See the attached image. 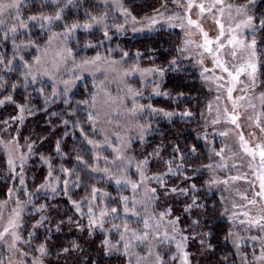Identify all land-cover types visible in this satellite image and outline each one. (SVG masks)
Here are the masks:
<instances>
[{"label": "rangeland", "instance_id": "obj_1", "mask_svg": "<svg viewBox=\"0 0 264 264\" xmlns=\"http://www.w3.org/2000/svg\"><path fill=\"white\" fill-rule=\"evenodd\" d=\"M28 1L31 0H23L21 8ZM37 1L44 5L56 7L62 0L58 4H53L51 0ZM259 1L255 0L253 4L248 5V15L253 16V7ZM128 2L129 0H119L118 3L114 0H106V2L100 0L98 2L101 11L97 17L103 16L104 20L100 24H93L88 30L98 29L103 33L101 40L107 42L108 52H105V47L101 46V48H104L102 51L96 53L94 57L86 59L90 61L99 55L100 59L96 60L95 63L84 65L85 60L79 61L73 55L70 58L67 57L64 48L70 49L67 45L68 40L74 34L67 40L66 45L62 36H57L52 39L51 43H48L53 33H62L50 31L49 34L51 35L46 45L37 54L40 63H35L34 72L36 78H44L56 92L61 93L64 97H70L80 85L89 81L92 93L89 97L88 116L91 114L94 117V120L90 121V128L95 135L93 141L99 145L94 147L88 143L91 151L94 152V168L97 169V171H93L91 167L89 172L93 176L101 178L115 194L110 195L107 193L105 196L103 193L106 192L98 191L97 200L92 201V187L84 188L80 184V190L75 191L76 184L79 187L76 172L65 173L62 179L53 174L49 178L48 175L42 183H37L35 187L33 185L34 179L32 183L34 188L27 189L25 183L30 184L27 175L30 153L22 150L16 142H3L0 140V152L3 153L6 166L13 176L11 181H14L13 187L7 193L6 200L0 201V232H3L5 227L9 228V232L5 233L3 241H0V261H3V264H20V261L23 260L24 264H32L33 259L40 258L42 264H44V257L41 258L40 253L31 246L33 239L29 235L30 231L25 236L21 232L23 218L37 221L41 214L44 216L47 214L46 208L48 205L42 201L45 197L48 199H64L66 202L64 207L67 209L63 216L65 218L64 222L71 225H77V222H79L85 226L86 231H88L87 214L90 202L96 215L101 210H106L109 213V216L105 217L107 222L104 225L107 231L96 230L94 232L104 233L114 243L119 241L120 237L113 225H121V231L125 223L128 224L130 229H135L139 233L147 231L149 240L144 243L133 244L128 256L122 254L124 249L121 248L118 254L124 258L125 264H129V261H131V264H137L138 258L141 257L143 259L139 260V264H157V255L163 258L165 264L164 252L167 251L170 255H178L175 243L180 237L176 236L175 240L166 239V234L167 236L174 235L171 231V225L167 224V219L174 218L177 215L169 206L168 196L163 194L164 188L155 179H146L145 183L141 184L134 193L130 184L122 182L118 185L116 183V179H123L125 176L131 181H140V175L136 169V161L140 159L134 152V145H142L149 138L152 131L156 129V124L159 121H161L159 123L164 122V124H167L174 122V120L180 121L179 119H193L192 117L181 118L179 115L168 119L162 114L152 113L148 110L136 113L131 111L134 105H142L147 108V105H152L154 99H167L163 95L153 94V89L157 83L160 85V91L165 92L161 86L167 72L163 77L158 74L142 76L139 70L151 68L152 66L141 67L130 64L126 57H122V54L119 53L120 48L117 44L111 41L115 37L128 39V37H141L145 34L152 35L163 31L172 35H179L181 58L194 67L198 80L207 93L205 109L200 117L203 132L197 138L205 155L202 158L204 161L197 169L198 176L196 179L200 177V189L205 190L203 195L212 194L220 204L221 217L228 225L226 237H228L230 231L233 233L231 237L227 238V241L240 264H245V261H247V264H264V260L257 259L264 254V229L259 226L250 227L248 223L254 220H260L261 223H264V199L257 195L260 192V178L264 177V163H262L258 154L261 148H257V145L264 146V131H261V128H264V80L259 77L260 58L257 46V56L254 61L257 64V81L255 85H252L247 75V71H250V69H246L245 73L239 75V82H233L226 72L218 66H214V57L218 55L229 71L236 75L238 68L253 62L250 55L251 49L241 46L239 42L243 41L244 45L251 43L255 39L256 30L252 32L243 26L236 27L245 19L244 15L237 12V7L247 4V0H222L221 4H217L215 0H175V2L174 0H158V6L148 10L150 13L141 16V19H138L131 12L132 8ZM131 2L135 9L139 10L144 6L146 0H131ZM189 3L193 5L191 9L188 8ZM200 4L205 7L203 13L200 12L198 7ZM209 8H211V11H208ZM124 9H127L131 16H125L123 14ZM157 10L159 11L157 12ZM11 12L14 17L15 10L13 9ZM153 16L157 22L150 25L149 20L146 18ZM133 17H135V22ZM0 18L5 21V27L8 31L13 26L14 19H9L7 13ZM188 19L196 21L200 28L208 33V38L213 41L210 46L213 49L212 54L200 47V45H204L205 38L200 28L188 24ZM217 21H219V24ZM32 22L37 23V21H27L28 24ZM118 24H123L125 30L118 32L115 27ZM105 25H107V28H105ZM220 25H223V36H220ZM134 28L137 30L133 31ZM105 31L108 32V37L104 36ZM217 37L220 38L219 43L224 45L219 53L216 51ZM233 37L236 38L235 42L229 44V40ZM233 51L237 53L235 58L231 55ZM200 61H203V63H200ZM205 68L210 71L204 72ZM202 72L203 75H201ZM66 81L67 83H65ZM233 84L235 90L232 92V99L230 100L227 88L233 86ZM129 88L140 92V95L134 96L129 93ZM241 89L246 90L241 91ZM240 97H243V99H240ZM233 101L235 102V108L233 107ZM154 108L174 111L165 108ZM180 110L183 112L181 106ZM232 115L239 117L237 120L239 127L231 122L230 117ZM217 119L219 122L213 123ZM141 125L149 127V134L145 136L143 141L139 138ZM221 133H227V135H221ZM241 133L247 147L251 150L250 152H245L241 147ZM129 143L130 147H128ZM221 149H223L221 155H216ZM116 150L123 152L125 157H131V164L127 160L116 159L118 155ZM21 156L26 157L23 165L21 164ZM9 159L13 161L11 167L8 163ZM161 159L162 162L157 163V165L160 163L162 165L163 169L160 172L154 173L151 171L152 166L150 164L147 166L146 176L148 178L161 176L168 171L169 165L165 163L164 158L161 157ZM209 165L211 167H208ZM105 169H108V172H105ZM122 169H124L123 172ZM184 169L185 167L177 169L175 175L163 176L167 188L171 189L177 186L184 188V186L186 187L185 184H190L188 179H185L186 176H190L180 173ZM21 176L24 180L23 185L20 184ZM232 177H238V179L233 180ZM64 180L69 181L67 196L65 195ZM46 181L47 186L41 188L40 186L45 184ZM145 186L147 188H157L158 199L148 201L146 198L149 193L146 191ZM53 188H56V192L52 191ZM198 189L199 187H195L191 191ZM124 196L129 197L128 203L130 206L133 200L138 201L135 209H131L127 214L124 212V204L121 200V197ZM183 196L178 194L179 200H177L180 201ZM108 199H112L113 202H117L121 206L118 214H111ZM188 200H190L188 203L190 204L192 197ZM72 201L82 203L83 219L76 212ZM251 201H255V203H251ZM186 204L187 202L184 205L186 206ZM145 205H147V211L144 210ZM41 206H44V210L37 211ZM166 209H171V216L166 217L165 221L152 218H158V214ZM132 211L138 212V215H133ZM16 212L19 213L18 218ZM245 213L247 215H244ZM69 217H71L72 223L68 222ZM10 219L15 220L20 227L10 226ZM145 219L149 221L148 229L144 228L143 221ZM241 220L245 223H240ZM158 222L160 223L159 228L156 227ZM179 227L183 230L184 235H190L184 227L180 225ZM12 232H17L22 237V241L17 242V249L26 252L27 256L21 257L20 251L9 247L12 241ZM157 234L160 237L159 240L154 238ZM126 236L131 238V232L127 233ZM252 237H257V239L253 240ZM237 242L239 247L236 246ZM150 250L151 254H149ZM186 251L190 253L191 264H198L199 257L191 250L189 242ZM170 257L167 256L168 264H180L179 259L173 261Z\"/></svg>", "mask_w": 264, "mask_h": 264}, {"label": "trees", "instance_id": "obj_2", "mask_svg": "<svg viewBox=\"0 0 264 264\" xmlns=\"http://www.w3.org/2000/svg\"><path fill=\"white\" fill-rule=\"evenodd\" d=\"M99 1L73 0V3L67 4V1L62 0L56 7H53L37 0H31L20 9V15L24 21H29L28 18L34 15H54L59 9H63L62 19L44 27H41L40 22L36 24L32 22L26 28L17 29L19 31L15 34L8 32L7 27L0 30V58L6 62L12 61L11 70L6 63L0 65V100L4 101L0 104V140L16 142L22 150L30 153L29 169H27L30 184L25 183L27 189H33L37 183H42L49 171L62 179L65 174L63 170L67 169V173L76 172L78 174L80 182L79 187L76 184L75 191H79L80 184H82L84 188L95 187L99 192L115 194L101 178L89 172V168H93L95 163L94 152L91 151L85 139V135L88 139H95L88 119L89 97L92 93L89 81L80 85L70 97H64L56 92L44 78L38 77L33 82L31 76L26 80L22 74L27 71L23 68L25 63L32 65V72H35L37 54L46 45L51 35L50 31L63 32L65 22L68 24L77 22L83 25L90 20L88 13L98 16L101 11ZM157 3L158 0H146L144 6L137 10L131 0L128 2L132 8L131 12L138 19L149 14L148 10L157 7ZM253 17L257 26L260 19H264V0H260L253 7ZM5 33H7V38ZM102 36L103 33L98 29L87 31L79 29L68 40L67 45L72 50L73 57L83 61L102 51L104 48L101 46L105 47V52H108L107 42L101 40ZM254 37L260 58L259 77L264 80V28L257 27ZM30 41L36 47H32ZM111 42H115L120 48L119 53L122 57H125L123 55L125 52L128 53L126 60L130 64L165 69L171 67L172 70L166 71L167 75L161 86L165 92L170 94V100L168 98L166 100L154 99L152 105L176 112H181V106L183 111L188 110L193 113V119H179L180 121L174 120L167 124L159 123L161 122L159 121L156 129L142 145H134V152L138 159L143 160L159 147L160 156L150 158L151 171L156 173L163 169L161 163L157 165L162 162L161 157L166 161L174 160L172 166L183 164L185 169L180 173L190 176L188 179L190 184H185L186 187L192 184L199 187L196 191L190 190L189 196L187 198L183 196L180 201H178V194H170L167 197L172 211L180 217L179 225L184 227L190 235L209 233L206 240L207 244L211 245V250H207L206 247L201 248L199 239L189 241L191 250L199 257L198 264H240L226 239L228 225L221 217L220 204L212 194L203 195L205 190L200 189V177L196 179L197 169L201 166V162L204 161L202 158L205 156L197 138L203 132L200 117L205 109L207 93L202 88L194 67L181 58L179 35L159 31L152 35L145 34L141 37H128V39L115 37ZM89 44L93 46L88 47ZM172 60L177 62L176 65H170L169 62ZM13 85L16 87L13 88ZM54 91L55 95H53ZM181 93H183L182 96ZM8 96L12 97L11 101L5 99ZM84 101H87V104ZM18 106H26L23 113L20 112ZM21 115L24 117L22 121L19 119ZM65 120L69 122L67 125L64 124ZM82 129L84 134H82ZM58 140L61 142L59 153L56 151ZM30 144L31 151L29 150ZM176 146H179L181 153L186 154L185 159H181L180 153L173 152L172 149ZM193 146L196 148L195 153L190 151ZM78 156L86 162L87 167L80 163ZM4 160L3 153L0 152V201L6 200L7 193L14 184V181H11L13 176ZM44 160L48 162L45 163ZM193 196L205 208H194L191 213H186L184 204L186 202L188 204L190 202L188 198ZM42 201L48 205L45 215L48 219L45 220L44 226L34 229L32 226L36 221L23 218L21 233L23 236L28 231L33 234L31 235L33 249L39 247L40 244H45L49 254L44 256V264H125L124 258L118 253L104 255V250L100 246L101 241L106 238L104 233L94 232L92 236H89L85 229L80 231L77 225L64 222L63 216L67 210L64 207L66 206L64 199L45 197ZM108 201L110 209L120 210L121 206L117 202H113L112 199ZM193 220H197L198 223L193 224ZM57 225H59V231L56 230ZM73 241L80 245L82 251L58 256L63 248H70ZM164 253L165 264H168L167 256L169 258L171 255L167 251Z\"/></svg>", "mask_w": 264, "mask_h": 264}, {"label": "snow or ice", "instance_id": "obj_3", "mask_svg": "<svg viewBox=\"0 0 264 264\" xmlns=\"http://www.w3.org/2000/svg\"><path fill=\"white\" fill-rule=\"evenodd\" d=\"M51 2L53 4H58L60 2V0H51ZM105 2H106V0H105ZM114 2L118 3L119 0H114ZM174 2H175V0H174ZM215 2L217 4H221L222 0H215ZM254 2H255V0H247V4L237 7V12L245 16V19L240 24H237V26H236L237 28H240L241 26H243L244 28H247V29H249L252 32H255L257 27L264 28V19H260L259 25L257 26L253 22L255 18L252 15H248V5H251ZM22 3H23V0H0V17H3L4 14L7 13L9 19H14L13 26L8 29V32H11L12 34H15L17 32L18 28H26L28 26V23L26 21H24L22 19L21 15H20V8H21ZM71 3H73V0H67V4H71ZM192 6L193 5L191 3L188 4V8L189 9H191ZM198 7H199L201 13H203L205 11V7H204L203 4L198 5ZM13 9L15 10L14 17H13V13L11 12V10H13ZM158 11L159 10H157V12ZM208 11H211V8H209ZM62 12H63V9H59V10L55 11L54 15H43V14L38 15V16L34 15V16H30L28 18V20L29 21L40 22L41 27H44L45 25H51L55 21H60L62 19ZM123 14L125 16H131V13L128 12L127 9L123 10ZM88 16L90 17V20L85 22L83 25H81V24H79L77 22H74V23H71V24H68L67 22H65L64 31L62 33H53L52 37L49 39L48 43H51L53 38H55L57 36H62L64 38V44L66 45L67 44V40L77 30H79L81 28L84 29V30H88V29H90L93 26V24H100L104 20L103 16L97 17V16L92 15L91 13H88ZM146 19L149 20L150 25H154L157 22L154 16L150 17V18H146ZM133 21L135 22V17H133ZM187 22H188V24L190 26L200 28V25L196 21H193L192 19H188ZM217 23L219 24V21H217ZM3 27H5V21L2 18H0V30H2ZM115 27H116V30L118 32H121V31L125 30L123 24H118ZM105 28H107V25H105ZM220 28H221L220 36H223V34H224L223 33V25H220ZM136 30L137 29H135V28L133 29V31H136ZM200 31L203 34L204 38H205L204 45H200V47H203L205 49V51H207L208 53L212 54L213 49L211 47H209V45H211L213 43V41L208 38V33L204 32L202 28H200ZM5 36L7 38V33H5ZM104 36L108 37V32L107 31L104 32ZM219 39L220 38L217 37V40H216V43H217V50L216 51H217V53H219V50L224 47L223 44L219 43ZM235 40H236V38L233 37L232 39L229 40L228 43L232 44V43L235 42ZM29 43H30V45L32 47H36V45L34 43H31V41ZM239 43L241 44V46L246 47L247 49H251L250 55L252 57V61L253 62L248 63L246 66L242 65L240 68H238L236 75H233V73L231 71H229V69L226 67L225 63L222 62L219 59L218 55L216 57H214V66H218L224 72H226L228 74V76H230L232 78L233 82H239V75L245 73L246 69H250V71H247V75H248L249 79L251 80L252 85H255L256 81H257V75H256V73H257V64L254 62L255 59H256V56H257V53H256V40L253 39L251 41V43H249L247 45H244L243 41H240ZM87 46L88 47H92L93 45L89 44ZM64 51L67 53V57L70 58L72 56L71 49H68L67 47H65ZM123 55L126 57V56H128V53L125 52ZM138 55H140V54L138 53ZM231 55L233 56V58H235L237 53L235 51H233L231 53ZM99 59H100V56L98 55L93 60H90V61L89 60H85L83 62V64L84 65L92 64V63H95V61L99 60ZM5 63L7 64L9 70H11L12 61L8 60L6 62L3 58H0V65H4ZM35 63L36 64L40 63L39 57H37ZM169 63H170V65L174 66V65H176L177 62L175 60H172ZM200 63H203V61H200ZM23 68L27 69L26 72L22 73L24 75L25 79L27 80V78L29 76H31L33 82H35L36 76L32 72V65H30L28 63H25V64H23ZM169 70H172L171 67L168 68V69L151 67V68H147V69H140L139 71H140V74L142 76H147V75H150V74H158L160 77H163L165 72L169 71ZM208 71H210V70L207 69V68L204 69V72H208ZM45 74H47V73L45 72ZM126 75H127V73H126ZM201 75H203V72L201 73ZM218 79H220V77H218ZM65 83H67V81ZM15 87H16V85H13V88H15ZM234 90H235L234 84H233V86H230V87L227 88V93H228V97H229L230 100L232 99V92ZM245 90L246 89H241V91H245ZM128 92L133 94L134 96L140 95V92L134 91L131 88L128 89ZM153 94L154 95H163L166 98L170 97V94L168 92H161L160 91L159 83H157L156 87L153 89ZM53 95H55V91L53 92ZM180 95L182 96L183 93H181ZM5 99L8 100V101H11L12 97L8 96ZM240 99H243V97H240ZM3 103H4V101L0 100V104H3ZM84 103L87 104V101H84ZM18 107L20 109V112L23 113L26 106H18ZM233 107L235 108V102L234 101H233ZM145 110H148V111H150L152 113H156V114H162L164 117H166L168 119H171L173 116H177V115H179L181 118H190L193 115V113L191 111H188V110H185L183 112L165 111L164 109L154 108L150 104L147 105V108H145L142 105L141 106H135L134 105V107L131 109V111L133 113L144 112ZM23 118H24L23 115H21L19 117V119L21 121L23 120ZM238 118L239 117L237 115H232L230 117L231 122L233 124H236L237 127H239V125L237 124ZM88 119L90 121H92V120H94V117L91 114H89ZM218 122H219L218 119L213 121V123H218ZM68 123L69 122L67 120L64 121L65 125H67ZM81 131H82V134H84V130L82 129ZM261 131H264V128H261ZM148 134H149V127L146 126V125H141L140 126V130H139V138H140V140L143 141L145 136L148 135ZM221 135H227V133H221ZM85 139H87V142L90 145H93L94 147H98L99 146L95 141H93L91 139H88L86 135H85ZM240 142H241V147L243 148V150L245 152H250L251 151L247 147V144L244 141V136H243L242 133L240 135ZM60 143L61 142L59 140L56 142V151L58 153L60 152ZM130 146L131 145L129 143L128 147H130ZM257 148H261V151L259 152V156H260V159H261L262 163H264V146L257 145ZM29 150L30 151L32 150L31 149V144L29 145ZM172 150L175 153H180L182 160L186 158V154L181 153V150H180L179 146L174 147ZM116 151L118 152V155H117L116 159H118V160H127L128 163L131 164V157H125L124 153L121 152L120 150H116ZM190 151L192 153H195L196 152L195 146H193ZM160 152H161V149L159 147H157L152 153H149L148 156L145 157L143 160H137L136 161V169H137V172L140 175V181L139 182L131 181L130 179H128L125 176L123 179H116V183L118 185L121 184L122 182L125 183V184H130L133 192L135 193L136 190L140 187V185L145 183L146 179H155L160 184V186L162 188H164L163 194L165 196H168L170 194H182L184 196H188L190 190H194L195 189V185L194 184L191 185L190 188H187V187L186 188H181V187L177 186V187H172L171 189H169V188L166 187V181H164V179H163L164 175H169V174L175 175V174H177V169H182L184 167L183 164H177L175 166V168H173L171 165L174 163V160H169V161L165 162V163H167L169 165L168 171L166 173L162 174L161 176H156V177H153V178H148L146 176V169H147V166L149 165L150 158L151 157H159L160 156ZM222 152H223V149H221L220 152H217L216 155L219 156V155H221ZM25 159H26V157L21 156V164L22 165H23V162H24ZM77 159L80 161L81 164H85L86 167L88 166L86 164V162L83 159H81L79 156L77 157ZM44 162L47 163L48 161L44 160ZM8 163H9L10 167L13 165V161L11 159H9ZM208 167H211V166L209 165ZM92 170L93 171H97V169L94 168V167L92 168ZM63 171L66 174L68 172L67 169H64ZM104 171L108 172V169H105ZM121 171L123 172L124 169H122ZM48 175H49V178H51L52 172L49 171ZM185 179H190V177L186 176ZM232 179L235 180V179H238V177H232ZM260 179H261L260 192L257 193V195L260 196L262 199H264V177H261ZM79 182H80L79 181V177H77V183H79ZM68 183H69V181H67V180L63 181V184L65 185V195L66 196L68 195V191H67ZM213 183H215V181H213ZM20 184L21 185L24 184V180H23L22 176H21V179H20ZM46 186H47V181H46L45 184H42L40 187L44 188ZM52 191L56 192V188H53ZM98 191L99 190L97 188H95V187L92 188V193H91V200L92 201H96L97 200ZM146 191L149 193V195L146 198L148 201H152V200L158 199V196H157V191L158 190H157V188H147L146 187ZM103 195L106 196L107 193H103ZM121 200H122V202L124 204V212L126 214L131 209H135V205L138 203V201L133 200L132 201V205L130 206L129 203H128L129 197H127V196L121 197ZM251 203H255V201H251ZM72 204L75 207L76 212L78 214H80L81 218L83 219L84 215L81 212V209H82V206H83L82 203L81 202H77V201H72ZM194 208H201V209L205 208L204 205H201V204H199L197 202V198L195 196L192 197V201H191L190 204H186V206L184 208V212L191 213ZM43 210H44V206H41L39 209H37V211H43ZM144 210L147 211V205H145ZM111 214H113V215L118 214V209L117 208H112L111 209ZM132 214L133 215H138V212L132 211ZM244 215H247V213H245ZM108 216H109V213L106 210H101L99 212V214L96 215L93 212V208L91 207V202H90V206L88 207V214H87L88 235L92 236L94 234V231H96V230H99L101 232L107 231L105 229L104 225L107 222L105 220V217H108ZM170 216H171V209H166L165 211H162V212H160L158 214V218L157 217H152V218L158 219V221H165V218L166 217H170ZM16 217L17 218L19 217V213L18 212H16ZM47 219H48L47 216L42 215L40 217V219L37 220L33 224L32 227L34 229L43 227L44 226V222ZM68 222L72 223L71 217H69ZM179 222H180V217L179 216L167 219V224L171 225V231H172V233L174 235L167 236V234H166V239L175 240L176 236L180 237V239L177 240L176 243H175V247L177 249L178 255L177 254H173V255H171L170 259L173 260V261H176L177 259H179L180 264H191L190 253L188 251H186L187 246H188V242L190 240L199 239V243L201 245V248H205L206 247L207 250H211V245L207 244V240H206V237L209 235V233H202V234H198V235H184L183 234V230L180 229V227H179ZM61 223H63V221H61ZM192 223L193 224H197L198 221L197 220H193ZM240 223L243 224V223H245V221L241 220ZM248 223H249L250 227L251 226H259L261 229H264V223H261L260 220L249 221ZM143 224H144V228L145 229L149 228V221L147 219H145L143 221ZM9 225L12 226V227H16V228L20 227L19 224H16L15 220H11V219L9 220ZM84 227H85L84 225H82L79 222H77L78 230L83 231ZM156 227L157 228L160 227V223L159 222L157 223ZM113 228L115 230H117L120 239H119V241H117L115 243L112 242L107 237L104 240L101 241L100 246L104 250V255L105 256L112 255L113 253H119L121 248L124 249L122 254L125 255V256H128L130 249L133 247V244L144 243V242L149 240V233L147 231H145L143 233H139L135 229H130L127 223H125L123 225L122 231H121V225H113ZM56 230L57 231L60 230L59 225H57V229ZM8 232H9V228L8 227H5L4 231L0 232V241H3L5 233H8ZM129 232H131V238L126 236V234L129 233ZM29 235L31 236L33 234L29 233ZM232 235H233V233L230 231L228 233V237H231ZM228 237H226V239ZM154 238L157 239V240L160 239L158 234ZM252 239L256 240L257 237H252ZM21 241H22V237L17 232H12V241H11V244L9 245V247L11 249L20 251L19 249H17V242H21ZM236 246L239 247V243L238 242H237ZM35 251L40 253V257L41 258L44 257L45 255L49 254L47 249H46V247H45V244H40L39 247H37L35 249ZM79 251H82V249L80 248V245L78 243H76L75 241H73L72 242V246L70 248L69 247L63 248L61 250V252L58 253V256L59 255H67V254H70V253H73V252H79ZM149 254H151V250H150ZM20 256L21 257H25V256H27V253L23 252V251H20ZM140 259H143V258L142 257L138 258L137 264H139V260ZM257 259L264 260V254H262ZM156 261H157V264H164L163 258L161 256H159V255H157ZM0 264H3V261H0ZM20 264H24V261L21 260ZM32 264H42V260L40 258H35V259H33ZM129 264H131V261H129ZM245 264H247V261H245Z\"/></svg>", "mask_w": 264, "mask_h": 264}, {"label": "water", "instance_id": "obj_4", "mask_svg": "<svg viewBox=\"0 0 264 264\" xmlns=\"http://www.w3.org/2000/svg\"><path fill=\"white\" fill-rule=\"evenodd\" d=\"M211 45H209V47H210ZM259 154V153H258Z\"/></svg>", "mask_w": 264, "mask_h": 264}]
</instances>
